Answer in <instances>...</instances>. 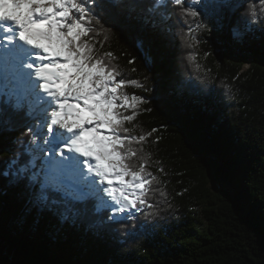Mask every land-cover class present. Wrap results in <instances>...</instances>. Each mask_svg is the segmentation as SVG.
<instances>
[{"label": "trees", "instance_id": "obj_1", "mask_svg": "<svg viewBox=\"0 0 264 264\" xmlns=\"http://www.w3.org/2000/svg\"><path fill=\"white\" fill-rule=\"evenodd\" d=\"M228 3L211 16L197 5L199 17L168 3L154 26L139 8L96 10L95 56L118 79L138 82L124 86L129 97L147 101L124 125L128 135L146 134L128 161L138 170L143 157L155 177L146 203L113 221L89 194L70 202L64 220L62 207L29 205L27 180L0 175V264H264V17L234 40L232 28L245 26L250 4L259 14L260 0ZM27 111L0 118V170L16 153L33 158L28 130L36 134L41 118ZM211 182L225 189L213 192Z\"/></svg>", "mask_w": 264, "mask_h": 264}, {"label": "snow or ice", "instance_id": "obj_2", "mask_svg": "<svg viewBox=\"0 0 264 264\" xmlns=\"http://www.w3.org/2000/svg\"><path fill=\"white\" fill-rule=\"evenodd\" d=\"M168 3L191 17L201 15L197 5L210 16L229 7L228 0H191L187 7L185 0H0V118L7 116L10 122L12 114L25 106L32 116L43 105L44 119L37 127L47 126L45 142L54 153L44 160L40 172L30 176L35 157L22 160L20 153L0 170L11 184L28 181L25 191L30 206L54 212L62 207L61 219L67 220L70 202L84 199L83 187L97 182L110 201L102 206L113 213L145 205L149 177H155L146 172L143 157L138 170L128 161L139 153L133 142H144L146 134L128 135L124 125L135 119L139 104L147 101L136 94L129 97L124 86H138V82L118 79L121 74L95 56L89 41L101 21L97 9L123 7L133 12L139 8L144 22L154 26L155 15L163 16L161 9ZM261 17L264 0H260L259 14L255 5L248 6L245 26L232 28L233 39H246ZM151 59L144 55L146 64ZM121 108H131L132 114H124ZM28 132L35 142L32 128ZM37 182L38 190L32 187ZM54 193L60 198H51ZM109 219L115 221L116 216Z\"/></svg>", "mask_w": 264, "mask_h": 264}, {"label": "rangeland", "instance_id": "obj_3", "mask_svg": "<svg viewBox=\"0 0 264 264\" xmlns=\"http://www.w3.org/2000/svg\"><path fill=\"white\" fill-rule=\"evenodd\" d=\"M234 47L237 48V46H234ZM43 108H44L43 105H38L36 107L35 111H34V114H37V115L40 116L41 121L44 119V115H45V113L43 112ZM48 111L50 112L51 109H48ZM40 123L41 122H39L38 125ZM37 128H38L39 131L36 133V140H35V142H33L31 140L30 144L28 145V150H30L28 152H30L33 155V157H35V162L38 164V166H40L42 168V165H43L42 162H44V160L46 158H48L45 155L41 154V152H40L41 149L46 146L45 140H46V136H47V126L45 125L43 127V129H40L39 127H37ZM104 133L107 134L106 132H104ZM44 151H48V149L45 147ZM28 174H32L31 171H29ZM41 179H42V176H41ZM225 186L226 185L224 183H214V182L210 183V188L213 190V192H219L220 190L225 189ZM83 191L86 193V196H88L89 194L95 195V197H97V199L100 202H102L103 204L110 203V201H108L106 196L103 194L102 189H98V182H97V185H92L90 187L89 186H84L83 187ZM133 212H135V209H129V210H126L123 213H113V212L112 213H113V215H116V216L117 215L124 216V215L132 214Z\"/></svg>", "mask_w": 264, "mask_h": 264}, {"label": "bare ground", "instance_id": "obj_4", "mask_svg": "<svg viewBox=\"0 0 264 264\" xmlns=\"http://www.w3.org/2000/svg\"><path fill=\"white\" fill-rule=\"evenodd\" d=\"M100 135H105V133L104 132H102V133H100ZM45 144H46V142H45ZM47 148L48 149V151H44V148ZM45 147H43L42 149H41V154H43V155H45L46 157H50V156H53L54 155V153H52V152H50L49 151V146L46 144V146ZM92 147H93V149H95V150H98L97 148H96V145H92ZM48 152V153H47ZM47 154V155H46ZM57 158H59L58 156H57ZM43 163V162H42ZM85 172L87 171L86 169L84 170ZM103 194H104V192H103ZM105 195V194H104ZM106 196V195H105ZM106 198H107V196H106ZM108 199V198H107Z\"/></svg>", "mask_w": 264, "mask_h": 264}]
</instances>
